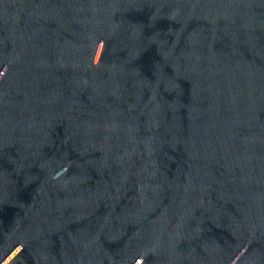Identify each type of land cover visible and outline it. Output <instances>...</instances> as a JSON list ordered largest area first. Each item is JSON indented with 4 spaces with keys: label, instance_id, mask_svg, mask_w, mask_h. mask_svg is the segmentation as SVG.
<instances>
[{
    "label": "water",
    "instance_id": "1",
    "mask_svg": "<svg viewBox=\"0 0 264 264\" xmlns=\"http://www.w3.org/2000/svg\"><path fill=\"white\" fill-rule=\"evenodd\" d=\"M0 264H264V0H0Z\"/></svg>",
    "mask_w": 264,
    "mask_h": 264
}]
</instances>
